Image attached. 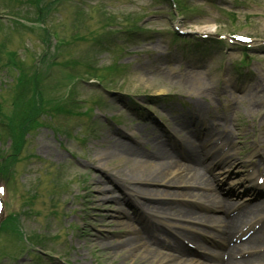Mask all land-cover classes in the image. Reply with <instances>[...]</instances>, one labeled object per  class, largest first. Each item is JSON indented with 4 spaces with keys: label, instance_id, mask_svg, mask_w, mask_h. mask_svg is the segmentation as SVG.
<instances>
[{
    "label": "rangeland",
    "instance_id": "rangeland-1",
    "mask_svg": "<svg viewBox=\"0 0 264 264\" xmlns=\"http://www.w3.org/2000/svg\"><path fill=\"white\" fill-rule=\"evenodd\" d=\"M171 1L0 0V169L14 172L9 185L0 182L6 192L0 190V218L13 215L0 232V264H157L142 254L130 256L122 246L124 226L109 225L120 220L116 200L130 193L114 177H134L125 163L134 161L123 147L146 154L155 135L166 143L189 145L185 133L175 129L181 114L205 109L204 117L217 115L219 122L229 118L233 124L228 132L235 126L241 137L255 140L259 150L264 147V0H216V6L210 0H183L188 6L184 13L173 11ZM13 12L28 21H13ZM45 15L60 39L41 25ZM136 26L145 30L129 37L127 31ZM174 27L184 35L211 27L251 35L258 43L245 51L226 39L216 45L221 52L211 42H206L208 49L196 51L198 47L186 48L181 41L173 44L169 31L175 33ZM244 51L252 56L253 70L238 72ZM71 59L80 64L74 67ZM113 64L119 68L110 70ZM90 65L109 68L102 81L110 89L102 91V83L94 79L101 75L89 74ZM74 71H80L78 76ZM74 79L76 101L66 94ZM37 83L44 87V97ZM156 94L177 97L187 106L173 99L148 104L149 95ZM128 97L157 116V122L142 120ZM98 98L104 103L95 110ZM224 104L231 108L222 109ZM91 108L95 116L81 114ZM56 128L68 135L60 138ZM109 152L116 158L108 157ZM104 168L112 170V181ZM127 181L139 193L165 188ZM138 200H143L141 195ZM145 213L154 228L158 217ZM129 214L132 227H147L144 214ZM39 233L45 237L43 246L28 239H40Z\"/></svg>",
    "mask_w": 264,
    "mask_h": 264
},
{
    "label": "bare ground",
    "instance_id": "bare-ground-1",
    "mask_svg": "<svg viewBox=\"0 0 264 264\" xmlns=\"http://www.w3.org/2000/svg\"><path fill=\"white\" fill-rule=\"evenodd\" d=\"M209 140H214V138H211ZM219 142L214 145L215 148L218 147ZM194 152L191 154H188L187 156H192L193 159H190L191 161H200L202 158V154L205 152L202 149H198L197 146H193ZM122 152L126 153L129 156V159H132L134 162H125L127 165L131 166L133 168V175L134 177L128 178L127 179H132L133 181H143V182H154L158 184H167V180L170 179L171 177H174L178 175L177 178H172L174 181H172L173 184L177 185H193L194 183L198 187H206L208 185V180L205 176V171H202L200 168L183 163L182 157L176 152H169L167 149L160 148L158 152L156 153H149L148 155L150 157H147V155H140V154H135L131 153L130 150L126 149L123 147L121 150ZM108 157L111 158H116V156H113L110 152L107 154ZM184 159V158H183ZM112 171V170H111ZM186 171V173L184 172ZM178 172H180L178 174ZM109 175V174H107ZM105 175V177L107 176ZM116 180L120 181L122 184L126 186V188L132 187V184L129 183L128 181L124 179L117 178ZM177 180V181H175ZM112 180H109L110 182ZM119 190L122 189V186L118 184L116 186ZM135 190V189H134ZM159 190L155 189H148L146 191V195H155L157 194ZM188 193V191L185 192H179V194H184V196ZM171 194H175L171 191L169 192H163L162 195H159L161 197H167V196H173ZM193 196H195L193 194ZM210 196V195H208ZM204 193H200L199 198L205 199L208 197ZM178 197V196H176ZM207 201V200H206ZM117 203L121 205L119 208V214L116 216L117 218H120V220H114V222H110L109 225H114L116 228H118V225L121 227L125 228V233L122 236V246L123 249H126L128 254L131 256L137 255V254H142L144 256V259H149L151 260L152 258L157 261V264H208L206 261L208 259H200V258H195V257H190L187 255H184L178 248L174 247L171 248L170 254H167V256L160 255L159 248H161L159 243L153 244L150 239L146 238L145 236H142L141 233H139L138 229L136 227H132V224L130 223V214H129V209H132V206L134 207L135 211L138 213L143 209V204H140L139 206L135 205L132 203L131 200L125 199V197L119 202L116 200ZM220 205L221 209H226V207L222 204V201L219 200L218 202ZM158 204V203H156ZM214 205V204H212ZM134 211V210H133ZM184 215V220L187 221H198V222H207L211 225L217 226V223H221L220 220L214 219L213 217L206 215L200 211H195L191 208L185 209L182 208V212ZM258 211H254V218L260 217V215H257ZM115 217V216H114ZM123 218V219H121ZM183 231L187 228L185 224H183ZM113 227V228H114ZM132 228H135L136 230H133L134 235L133 236H127L128 231H132ZM234 228L228 229L229 231H232ZM188 231H191L188 229ZM184 235H186L184 233ZM179 236V235H178ZM188 237V236H186ZM219 238H227V233L226 230H223L221 234L218 235ZM193 239V238H191ZM189 239V240H191ZM261 238L257 237L255 238L254 245L253 246H248L244 245L243 250L247 249H258L261 245L259 244V241ZM198 244H203L201 241L198 242ZM182 255H180V254ZM230 255H234V253L231 252ZM151 258V259H150ZM179 259V260H177ZM171 260V262H170ZM212 260V259H211ZM174 261V262H173ZM209 264H213L210 263ZM224 264V263H223ZM226 264H239L238 262H233L230 263L229 259Z\"/></svg>",
    "mask_w": 264,
    "mask_h": 264
}]
</instances>
